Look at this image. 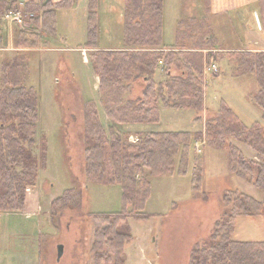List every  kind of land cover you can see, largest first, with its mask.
<instances>
[{
    "label": "trees",
    "instance_id": "1",
    "mask_svg": "<svg viewBox=\"0 0 264 264\" xmlns=\"http://www.w3.org/2000/svg\"><path fill=\"white\" fill-rule=\"evenodd\" d=\"M77 0H25L24 11L37 15L33 20L42 32L59 37L51 19L57 11L70 9ZM15 0H0V46L3 42L2 19L9 11H17ZM98 0H89L87 43L85 49L96 50L89 56L99 89L104 97L105 112L111 127L155 126L160 123V107L194 111L197 120L205 123L203 133L151 132L138 134L140 141L129 144L131 136L120 138L108 135L91 107L85 113L84 168L89 182L97 185L119 186L123 192V211L115 214H91L94 235L91 243V264H125V248L133 241L129 221L150 219L144 210L151 194L150 179L182 172L181 164H188L194 143L205 141L210 147L226 148L230 168L236 178L250 183L264 195V129L257 123L245 127L235 111L221 102L217 114L207 115L203 70L178 63L177 76H170L164 84H157L155 72L161 61L166 63V74L172 66L160 52L163 34L164 0H125L124 37L127 47L121 52L100 51ZM53 23L55 25H53ZM176 47L218 51L207 56L208 65L214 64L220 48L212 38L207 20L180 19L176 25ZM208 29V34L205 31ZM24 41L38 37L18 31ZM137 46V47H136ZM3 48V47H1ZM183 58L184 53L180 54ZM241 75H251L259 88L254 105L262 113L264 122V51L231 52ZM214 58V60L212 59ZM185 60V59H184ZM219 60V59H218ZM174 62V60H173ZM142 80L145 88L141 98L132 101L129 92L133 83ZM27 66L18 59L0 69V215L25 210L28 188L34 187L40 169L47 166V140L42 139L39 156L37 146L39 97L28 88ZM243 143L257 153L262 164L248 161L232 141ZM233 141V142H234ZM79 192L67 190L52 205V216L63 208L77 207ZM225 209L213 225L209 238L191 251L189 264H264V241L240 239L235 233L240 218L264 215V199L257 202L241 191L227 190L223 196ZM54 218V217H53ZM39 264H43L39 260Z\"/></svg>",
    "mask_w": 264,
    "mask_h": 264
},
{
    "label": "rangeland",
    "instance_id": "2",
    "mask_svg": "<svg viewBox=\"0 0 264 264\" xmlns=\"http://www.w3.org/2000/svg\"><path fill=\"white\" fill-rule=\"evenodd\" d=\"M177 2L166 0L165 4V29L169 42L174 38L176 42L177 15L182 11L181 17L185 18V13L190 12L194 5L193 0H187L180 7ZM88 6L89 0H77L72 8L57 11L51 21L55 22L59 37L42 32L38 26L34 27V22L31 23L30 30L25 31L38 37L24 41L21 45L23 49L17 48V42L21 40L18 31L22 28L15 26L10 34L2 21L0 69L18 59L27 66L26 86L33 88L39 97L36 156H39L42 139L47 140V166L39 170L35 186L28 188L25 210L16 215L22 224L19 244L23 253L32 258L39 257L43 264H91L94 235L91 214L123 211V192L119 186L97 185L86 178L83 135L87 110L94 106L107 134L113 131L120 138L130 134L128 143L133 145L141 139L138 134H149L151 131L196 134L203 133L205 129L204 121L197 120L196 112L168 109L163 105L160 107V123L154 127L110 126L99 80L89 60L90 54L96 50L85 49ZM97 12L100 27L98 49L123 47L125 0H98ZM224 24L229 27L226 17L212 20V26L218 31L215 37L220 49L231 42L235 44L234 39L229 42L223 37ZM230 26L234 30L242 28L238 19L232 20ZM210 52L218 51L205 53L209 56ZM216 57L213 63L219 73L206 72V67L210 66L207 59L202 64L201 61L196 64L203 70L204 87L208 85L206 98L212 114L218 113L222 101L230 106L227 102L230 97L240 95L245 98L247 89L242 81L236 77L232 79L228 74V65L223 61L227 57L224 52ZM172 70L173 76L179 75L178 65ZM156 71V83L167 82L168 77L158 68ZM144 88L142 80L134 82L129 92L130 99L141 98ZM255 121H259L258 117ZM261 122L258 123L261 125ZM198 143L193 144L188 164H181L184 174L179 172V165V170L173 175L150 179L151 194L144 211L151 217L145 222L130 219L133 241L125 248V264H189L192 249L209 238L215 221L221 217L226 207L223 196L227 190L241 191L262 202L264 195L260 190L232 173L226 148L217 149L205 143L198 152ZM252 155V151H247V157ZM74 188L80 194L78 206L63 208L59 214L52 216V203ZM235 233L244 241L255 237L264 241V215L252 219L240 218Z\"/></svg>",
    "mask_w": 264,
    "mask_h": 264
},
{
    "label": "crops",
    "instance_id": "3",
    "mask_svg": "<svg viewBox=\"0 0 264 264\" xmlns=\"http://www.w3.org/2000/svg\"><path fill=\"white\" fill-rule=\"evenodd\" d=\"M13 1V0H10ZM187 0H178L177 6L180 7L185 4ZM194 5L191 8V11L185 13L186 19L189 18H197L198 20H203L205 18L207 20V24L209 25L210 33L212 38L218 42L215 37L218 31L212 26V20H215L218 17H226L227 23L229 27L225 24L223 25L222 35L225 39L231 42L233 39L235 44L232 42L228 44L227 47H223L221 51L226 52H241V51H264V0H193ZM166 0H164V9H165ZM177 7V8H178ZM206 12V13H205ZM88 14V12H87ZM183 14L180 11L178 17L175 19L176 25L180 19H185L181 17ZM166 14L163 12V34H162V47L160 52L167 57L168 55H173L168 58V63L172 61V68L177 69L178 63L182 62L190 67H196V64L201 61V64L205 62L208 50H198V49H188L185 51H180L176 47L175 38L172 42L167 41L168 35L165 29ZM212 19V20H211ZM237 20L239 25L242 26L241 29L234 30L230 26L232 20ZM205 34H208V29L204 30ZM237 33V34H236ZM239 34V37L237 36ZM208 34V36H211ZM237 36V37H236ZM127 47L126 39L124 37V46L123 47H112L109 49L101 47L100 51H124ZM216 48H220L216 44ZM69 50V49H68ZM184 53L186 56L184 58L180 55ZM185 59V60H184ZM225 63L228 65L229 75L233 79V77L238 78L239 81H242L243 85H247V89L244 92L245 95L241 97L238 95L237 98L230 97L228 99V103L235 111L237 116L240 118L242 124L251 128L255 123L262 121V113L257 110L254 105V99L258 94L259 88L255 79L251 75H241L238 72V63L234 58L225 57L223 58ZM174 60V62H173ZM158 71L162 74H165L168 78L173 76L172 69L166 74V63L165 61L160 63L157 67ZM180 72H178L179 74ZM223 72H221L222 74ZM157 74V71H156ZM226 77H224L225 79ZM223 79V81H224ZM156 80V76H155ZM208 88V85H206ZM206 88H205V111L204 113L207 115H213L210 112V106L208 104V100L206 98ZM246 99V100H245ZM207 110V111H206ZM258 117L259 121H255ZM109 121V120H108ZM260 125V124H259ZM262 125V126H261ZM261 127L264 129V122H261ZM112 126V124H110ZM130 127V126H128ZM147 127H154L152 125H148ZM152 132V131H151ZM245 156L248 161L256 162L262 164L258 158L257 153L253 151L251 148L246 146L243 143H239L234 141L233 143ZM252 151V157H247V151ZM246 183V182H245ZM264 196L262 197V201ZM18 213H8L5 215H0L1 221V238H0V264H39V257L27 255L23 253V249L21 244V236H22V224L20 223V219L16 216ZM29 220V219H24ZM30 227V224H29ZM31 229V227H30ZM20 243V244H19ZM38 254V251H37Z\"/></svg>",
    "mask_w": 264,
    "mask_h": 264
},
{
    "label": "built area",
    "instance_id": "4",
    "mask_svg": "<svg viewBox=\"0 0 264 264\" xmlns=\"http://www.w3.org/2000/svg\"><path fill=\"white\" fill-rule=\"evenodd\" d=\"M37 18V15L34 14H28L24 11V2H18V9L17 11H9L3 21V27L12 34L13 27L18 26L19 28H22L21 30L23 31H29L30 30V25L33 23V20ZM29 22V23H28ZM35 27V25H34ZM206 72L207 73H212L216 74L219 73V70L216 66V64H212L210 66L206 67ZM206 142L203 141L202 143L196 144V148L198 149V152H200L201 147L205 144Z\"/></svg>",
    "mask_w": 264,
    "mask_h": 264
},
{
    "label": "water",
    "instance_id": "5",
    "mask_svg": "<svg viewBox=\"0 0 264 264\" xmlns=\"http://www.w3.org/2000/svg\"><path fill=\"white\" fill-rule=\"evenodd\" d=\"M59 255H60V253H59Z\"/></svg>",
    "mask_w": 264,
    "mask_h": 264
}]
</instances>
